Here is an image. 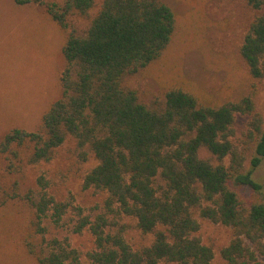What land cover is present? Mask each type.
I'll list each match as a JSON object with an SVG mask.
<instances>
[{
    "label": "trees",
    "instance_id": "1",
    "mask_svg": "<svg viewBox=\"0 0 264 264\" xmlns=\"http://www.w3.org/2000/svg\"><path fill=\"white\" fill-rule=\"evenodd\" d=\"M13 1L45 9L63 38L65 67L35 130L12 128L0 138L1 253L24 254L35 264H82L66 241L45 238L44 221L62 227L71 211L70 232L87 230L94 240L88 264H214L211 247L197 236L199 219L232 231L221 264H261L264 188L252 176L264 159V120L255 106L264 84V0H245L257 13L239 50L248 92L211 101L174 79L162 107L141 103L124 86L126 77L158 66L171 47L176 17L161 0H102L82 33L74 21L88 17L94 0ZM238 115L248 120L240 142L233 129ZM67 139L96 161L83 189L106 195L87 215L56 201L42 178L36 189L10 178L23 165L50 161ZM202 149L214 164L199 158ZM122 216L152 237L149 246L128 244L127 228L117 222Z\"/></svg>",
    "mask_w": 264,
    "mask_h": 264
},
{
    "label": "rangeland",
    "instance_id": "2",
    "mask_svg": "<svg viewBox=\"0 0 264 264\" xmlns=\"http://www.w3.org/2000/svg\"><path fill=\"white\" fill-rule=\"evenodd\" d=\"M45 1L60 3L63 0ZM94 1L95 8L88 17L74 21L79 33L85 31L102 0ZM161 1L176 17L171 47L158 66L126 77L124 86L136 91L141 103L159 107L164 105L166 88L174 79L183 81L201 99L222 102L245 95L249 81L239 50L246 29L257 13L245 0ZM62 43L57 26L43 7L19 6L13 0H0V138L12 128L35 130L42 114L56 98L60 73L65 67ZM255 106L264 120V84L257 90ZM247 123V118L236 116L235 141L243 139ZM199 158L215 163L214 157L204 149L200 150ZM95 166L96 161L87 149L79 150L74 140L67 139L50 161L23 165L20 172L10 178L29 189H36L38 179L42 178L47 192L56 201L80 207L87 215L90 209L101 207L106 198L104 193L82 187L84 177ZM3 167L4 162L0 161V178L4 177ZM252 178L264 188V159ZM236 191L249 197L246 188L236 187ZM72 218L70 211L62 227L45 220V238L66 241L79 253L81 263L88 264L86 255L94 248L93 237L87 230L71 233ZM117 222L126 226L125 239L134 250L151 244L152 237L141 234L133 219L122 216ZM198 222L197 236L211 247L214 264H221L219 252L229 244L232 231L207 220ZM1 252L0 264H35L27 255ZM259 258L264 264V256Z\"/></svg>",
    "mask_w": 264,
    "mask_h": 264
}]
</instances>
